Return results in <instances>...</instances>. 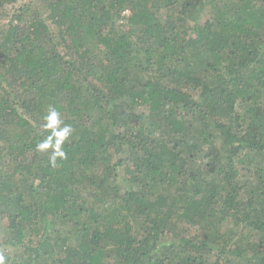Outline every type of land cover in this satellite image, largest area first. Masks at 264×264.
Returning a JSON list of instances; mask_svg holds the SVG:
<instances>
[{"label":"trees","instance_id":"16d2710c","mask_svg":"<svg viewBox=\"0 0 264 264\" xmlns=\"http://www.w3.org/2000/svg\"><path fill=\"white\" fill-rule=\"evenodd\" d=\"M19 1L0 0L4 264H264V0ZM51 108L72 128L55 165Z\"/></svg>","mask_w":264,"mask_h":264},{"label":"clouds","instance_id":"9594fccd","mask_svg":"<svg viewBox=\"0 0 264 264\" xmlns=\"http://www.w3.org/2000/svg\"><path fill=\"white\" fill-rule=\"evenodd\" d=\"M46 120L48 121L46 127L54 130V136H49L42 143L38 144L37 149L46 150L49 147H54L51 163L55 165L57 157L64 158L66 156V153L62 150V145L71 135L72 128L70 125L63 124V121L60 119V114L54 108L49 110ZM0 264H4V257L2 255H0Z\"/></svg>","mask_w":264,"mask_h":264},{"label":"rangeland","instance_id":"374dc122","mask_svg":"<svg viewBox=\"0 0 264 264\" xmlns=\"http://www.w3.org/2000/svg\"><path fill=\"white\" fill-rule=\"evenodd\" d=\"M29 1H33V0H20L18 4L26 3V2H29ZM125 14H127V12H125ZM0 21H2V20H0Z\"/></svg>","mask_w":264,"mask_h":264}]
</instances>
